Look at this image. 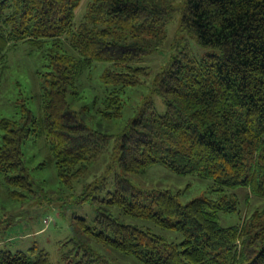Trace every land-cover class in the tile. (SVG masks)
<instances>
[{"label":"trees","instance_id":"16d2710c","mask_svg":"<svg viewBox=\"0 0 264 264\" xmlns=\"http://www.w3.org/2000/svg\"><path fill=\"white\" fill-rule=\"evenodd\" d=\"M77 4L0 0V61L19 43L46 59L40 114L22 105L18 118L0 117V173L10 198L23 203L38 194L22 151L30 135H44L51 157L38 167L53 162L66 189L114 153L120 172L110 181L101 176L83 193L96 205L93 222L71 217L65 264H115L100 246L142 264H264V207L221 226L220 213L237 212L236 193H203L182 203L178 191L142 190L130 180L160 163L180 175L209 178L211 191L246 187L264 199V0H185L180 28L219 52L198 58L178 52L154 72L138 62L159 49L170 2L89 0L76 22ZM94 61L112 65L101 72L102 89L91 104L72 108L67 98L82 97L76 81ZM147 79L165 112L147 101L118 135L88 123L91 107L101 117H120L126 88ZM113 206L182 238L168 240L146 224L121 221L110 212ZM0 264H49V256L36 245L0 247Z\"/></svg>","mask_w":264,"mask_h":264},{"label":"rangeland","instance_id":"374dc122","mask_svg":"<svg viewBox=\"0 0 264 264\" xmlns=\"http://www.w3.org/2000/svg\"><path fill=\"white\" fill-rule=\"evenodd\" d=\"M88 1L78 0L74 10L76 22L83 17ZM167 1L172 4V11L169 13L162 43L158 50L145 54L138 64L147 65L154 72L178 52L188 51L191 56L197 58L206 53L219 52L218 48L202 46L195 37L189 36L180 28L181 11L185 0ZM47 46L49 43L45 45ZM45 62L43 53L38 49H30L28 44L19 43L7 51L6 60L0 61V117L18 118L22 114V105L29 108L33 116L40 114L44 78L42 72L46 70ZM106 66L112 65L107 61H94L90 69L80 76L76 84L82 97L67 98L72 108L91 104L94 96L102 89L100 75ZM150 79L139 87L126 88L122 94L123 107L120 117L109 119L101 117L95 107H91L89 110L91 118L88 123L93 128L118 135L123 132L128 119L147 101L152 103L153 109L157 112H165V102L159 94L150 89ZM1 138L0 130V140ZM22 151L31 176L36 182L34 189L38 194L23 203L13 201L0 173V247L16 251L36 245L48 252L49 264H65L62 253L70 246H64L63 242L74 235L71 217L73 215L85 217L92 223L96 215V205L89 200L90 196L87 199L83 198V193L88 189L87 184L93 187L94 182L103 175L110 181L115 173L120 172L117 157L113 153L100 163H93L85 177L79 179L72 189H66L58 180L53 162L38 167L39 163L51 157L44 135H30L24 140ZM130 180L142 190L178 191V198L182 203L203 193L212 198H217L222 193H236L237 212L220 213L218 221L221 226L238 223L253 210L264 207V199L249 193L246 187L226 188L221 193L214 192L211 191L212 182L209 178H200L194 174L180 175L160 163L149 166L143 173L131 175ZM58 195L62 196L61 200H58ZM109 210L119 220L146 224L168 240L180 241L182 238L180 234L157 226L150 220L127 215L117 206L110 207ZM100 251L112 256L115 264H142L134 257L106 251L101 246Z\"/></svg>","mask_w":264,"mask_h":264}]
</instances>
